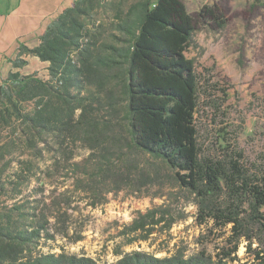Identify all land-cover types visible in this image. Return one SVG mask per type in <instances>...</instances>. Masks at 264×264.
I'll list each match as a JSON object with an SVG mask.
<instances>
[{
    "label": "trees",
    "instance_id": "16d2710c",
    "mask_svg": "<svg viewBox=\"0 0 264 264\" xmlns=\"http://www.w3.org/2000/svg\"><path fill=\"white\" fill-rule=\"evenodd\" d=\"M93 1L76 0L38 46L20 45L11 61L17 71L1 81L0 264H96L60 246L41 248L80 240L72 204L82 193L94 208L130 184L131 153L154 162L142 186L156 182L160 168L170 171L168 184L195 207V223L223 240L214 254L188 257L116 250L113 264H264V155L251 162L229 143L207 153L197 140L200 85L185 55L197 20L183 0H138L116 25L121 37L106 43L103 26L81 8ZM23 56L44 64L45 78L21 73ZM85 88L93 93L82 95ZM78 149L89 155L77 160ZM166 208L138 213L131 232L163 221Z\"/></svg>",
    "mask_w": 264,
    "mask_h": 264
},
{
    "label": "rangeland",
    "instance_id": "374dc122",
    "mask_svg": "<svg viewBox=\"0 0 264 264\" xmlns=\"http://www.w3.org/2000/svg\"><path fill=\"white\" fill-rule=\"evenodd\" d=\"M137 1L95 0L91 5L82 4L81 8L97 25L103 26L102 40L115 43L111 35L121 37L115 30L117 23ZM183 2L197 20L185 55L193 61L199 78V100L194 114L198 143L207 153H214L227 143L236 144L249 161L257 160L264 155V0ZM79 21L89 23L87 19ZM45 67L32 59L21 73L45 78ZM89 92L93 93V89L85 88L82 95ZM22 107L30 110L33 102L23 103ZM75 153L77 160L89 155L84 149ZM128 158L134 164L130 184L127 182L118 192L108 193L94 208L92 200L82 193L72 204L76 211L69 213L78 227L80 240L57 238L41 250L59 253L60 246L67 254L91 258L96 264L115 263L119 259L114 255L116 250L141 251L156 258L169 257L176 251L188 257L203 249L214 254L223 238L209 234L210 225L195 223V207L168 184L170 171L160 168L156 182L142 186L140 175L148 173L154 162L137 153L129 154ZM159 205L167 207L163 221L131 232V221L138 213ZM237 255L244 257V244Z\"/></svg>",
    "mask_w": 264,
    "mask_h": 264
},
{
    "label": "crops",
    "instance_id": "0c3cea01",
    "mask_svg": "<svg viewBox=\"0 0 264 264\" xmlns=\"http://www.w3.org/2000/svg\"><path fill=\"white\" fill-rule=\"evenodd\" d=\"M76 0H0V84L17 69L11 61L18 55L20 45L34 48L46 26L73 5ZM153 3L156 0H151ZM28 62L38 60L23 56Z\"/></svg>",
    "mask_w": 264,
    "mask_h": 264
}]
</instances>
